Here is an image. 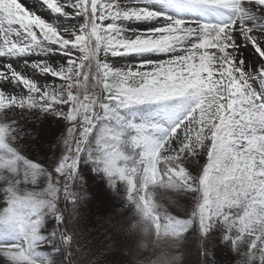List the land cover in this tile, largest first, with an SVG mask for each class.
I'll list each match as a JSON object with an SVG mask.
<instances>
[{"label": "snow or ice", "instance_id": "snow-or-ice-1", "mask_svg": "<svg viewBox=\"0 0 264 264\" xmlns=\"http://www.w3.org/2000/svg\"><path fill=\"white\" fill-rule=\"evenodd\" d=\"M0 264H264V0H0Z\"/></svg>", "mask_w": 264, "mask_h": 264}, {"label": "trees", "instance_id": "trees-1", "mask_svg": "<svg viewBox=\"0 0 264 264\" xmlns=\"http://www.w3.org/2000/svg\"><path fill=\"white\" fill-rule=\"evenodd\" d=\"M52 127L55 128L56 126L52 125ZM100 196H101L100 195V191L98 189V190H96L93 210L96 211V212H99L100 214H103V213L107 212L114 205V201L109 196V194H107L106 196H104L101 199H100ZM221 258H223V257L221 256ZM110 259L113 262H115L117 260H120L121 257L114 254L113 256L110 257ZM189 259L192 260L193 262H195L198 259V253H196L194 248H193L192 255L189 257Z\"/></svg>", "mask_w": 264, "mask_h": 264}, {"label": "rangeland", "instance_id": "rangeland-1", "mask_svg": "<svg viewBox=\"0 0 264 264\" xmlns=\"http://www.w3.org/2000/svg\"><path fill=\"white\" fill-rule=\"evenodd\" d=\"M140 2L141 3H151L152 0H140ZM99 191H100V195L102 196V197L100 196V199L103 198L104 196H106L108 194L107 192H105L103 190V188H100Z\"/></svg>", "mask_w": 264, "mask_h": 264}]
</instances>
